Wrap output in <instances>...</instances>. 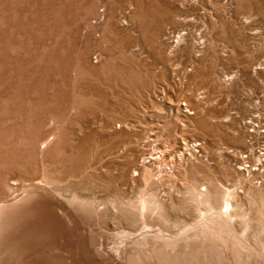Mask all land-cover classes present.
Here are the masks:
<instances>
[{
	"label": "rangeland",
	"instance_id": "rangeland-1",
	"mask_svg": "<svg viewBox=\"0 0 264 264\" xmlns=\"http://www.w3.org/2000/svg\"><path fill=\"white\" fill-rule=\"evenodd\" d=\"M208 1H199L198 7L201 6L199 7L201 14L196 20L195 30L192 28L184 32V29L180 28L182 34L185 33L183 36L188 37L185 42L177 43L175 38L177 33H173L176 30L175 25H164L166 33L170 32L172 36L175 34L176 40L173 44L176 48L170 54L171 60L163 69L162 65L157 68L151 66L154 61L152 37L146 34L147 24L139 21L135 15L138 4L157 7L160 14L162 0H148V2L147 0H0V201L12 204L15 199L22 198L25 193L35 192V186L41 184L50 189L53 188L52 190L59 188L64 196L76 192L82 197L94 196L104 203L111 198L114 200L116 198L118 201L117 194H113V190L103 185L104 180L99 177L98 170H93L96 171L95 173L93 171L90 174L85 173V170H89L90 164L94 165L107 160L105 151L112 140L102 139L101 135L86 139L87 133L79 129L85 121L74 117L84 111L87 113L103 109L116 111L118 123H116L118 125L116 133L119 132V135H116V151L118 149L120 156L118 160H121L117 164L119 166L117 170L125 168L126 161L124 162L123 155L127 154L130 159L140 158V164L144 156L148 160L153 156L159 159L154 166L158 167L154 170V173H157L156 176L160 175L159 170H163L164 179L168 176L169 179L170 176L172 177L170 180L165 179L166 181L163 179L164 182L156 178L160 184L151 185L150 191L141 188L142 184L139 182L124 191L126 199L132 197L131 199L137 200L141 198L144 190L158 194L163 187L166 193L168 192L167 196L161 195L163 194L161 191L158 196L161 199L168 197L162 200L166 201L167 205L165 214L168 211L167 218L172 216L170 219H175L173 221L169 219L174 227L167 220L171 229L169 225L165 226L167 222H160L167 233L173 229L177 232L183 224L190 226L193 224L191 222H195L196 211H194L195 207L191 206L195 202H191V198L196 196L197 191L193 192V190L195 191L202 184H207L206 181L214 178L215 181L212 180L214 182L208 181V186H210L209 182L211 184L219 182L216 184L219 187L222 184L234 188L240 176L233 167L232 153L234 151L231 152V150H246L245 136L250 138L249 131L245 133V136L241 131V120L249 117L254 111L256 113V110L259 111L260 108L264 110V16H256L258 19L254 16V22H251L253 20L251 19L250 23L246 24L243 22L245 14L235 10L237 5L232 0H210L211 4ZM181 2L185 3L183 0ZM187 6L190 7L191 4ZM216 14L218 16L222 14V17ZM206 28L210 31L208 32ZM254 28L262 29H259L261 31L259 33V30ZM208 33L211 34L209 36L212 39ZM206 38L208 40L210 38L211 42ZM176 44L181 48L186 45L187 50L182 49V51ZM97 55L101 58L96 59ZM183 55L184 58H182ZM173 59L176 60H174L175 65ZM259 64H263L262 70L258 69ZM198 69L203 73L200 71L196 73ZM163 71L167 74L166 77L162 75ZM150 73L153 76L152 81L149 77ZM168 85L174 89L173 93L171 88L168 91ZM161 88L167 90L166 101L162 103L156 98ZM189 110L191 112H187ZM66 114L68 116L65 120L60 118L62 122L59 130H54L53 123L58 120V116ZM125 122L131 124H127L129 128L134 127L120 128L119 124ZM51 133L55 135V140L44 148L45 145L42 144ZM235 133L238 135L235 136ZM184 139L206 140L209 146L208 151L206 150L208 154L204 153L210 162L207 164L200 162L199 165L192 163L186 168L178 166L180 169L177 167L176 172L169 169V164H172V161L174 163V160L171 161L169 155L161 159L160 152L161 150L165 152L169 150L172 152L171 149L180 150ZM170 151L168 153H171ZM99 158L102 159L99 161ZM86 175H93V177ZM90 178L92 180H88ZM84 186H87L89 190L83 189ZM158 186L159 189H155ZM23 188L30 189L24 193ZM242 188L245 191L247 189L244 186ZM45 190L47 188L43 191ZM189 191L193 193H191L193 197ZM169 193L170 195L176 193L178 197H182L179 198L180 201L175 200L180 202L179 204L172 203L175 207L179 205L178 208L175 209L168 201ZM183 201L189 204L185 205ZM247 202L244 208H250ZM188 205L191 208L187 210H193L186 211L185 207H190ZM169 206H172L171 211ZM112 224L113 222L103 224L106 228L102 229L98 227L101 244H104L99 247L91 245L89 226L83 228L85 249L89 255H95L94 264H127L124 256H127V252L130 254L134 251L130 248L125 249L126 255L123 252L122 257L116 254L112 246L120 237L118 234L122 229L119 227L117 229L115 223ZM155 224L160 226L159 221ZM175 225L177 228L180 227L177 229ZM236 226V230L241 228ZM241 229L238 235H243ZM258 238L263 240L264 235ZM100 247H104L101 252L108 249L106 251L108 258L105 251V254L102 252L104 258L100 257L97 251ZM137 249L135 248V251ZM91 250L93 253H90ZM147 250V254L151 257L152 249ZM111 251H114V254Z\"/></svg>",
	"mask_w": 264,
	"mask_h": 264
},
{
	"label": "bare ground",
	"instance_id": "bare-ground-1",
	"mask_svg": "<svg viewBox=\"0 0 264 264\" xmlns=\"http://www.w3.org/2000/svg\"><path fill=\"white\" fill-rule=\"evenodd\" d=\"M152 1H154V0H152ZM183 1L185 3H182L181 0L180 1H178V0H162V2H161L162 7L160 9V14L158 12V9H156L157 7H155V8L154 7L153 8L147 7L146 5H143V4H138L137 5L138 7H136L137 8L136 12H135L136 18H138V20L141 21L142 23L145 22L144 23L145 25L147 24L146 29H145L146 34L148 36L150 35L152 37L151 40L153 41L152 43L154 44V51H153L154 61L151 63V66L153 68L154 67L157 68V67H160V65H162V68L165 69V66L171 60L170 57H172V56L170 54H172V52L174 51V48H176L175 45L173 44L174 40H176L175 38H177L176 41L178 44L181 42H185L187 40L188 37L185 38L183 36L185 33L182 34L180 28L181 29L183 28L184 32H185V30L187 31V30L192 29V28L194 29L197 26L196 20L200 18V14H201L199 12V7L201 8V6L198 7L200 0H187V1L183 0ZM202 1L204 2V0H202ZM147 2H148V0H147ZM186 2H189L191 4V6L186 7V5L189 4V3L186 4ZM232 2H235V4L237 5L235 10H240L242 12V14H245L243 22L246 24L250 23L251 19H253L251 22H254L255 19H258V18H256V16H258V17L261 15L264 16V0H232ZM232 2H231V4H232ZM131 4H130V6H131ZM210 4H208V5H210ZM226 4H227V2H226ZM210 6H212V5H210ZM202 7H204V5ZM215 8H213V9L216 11L217 8L216 9ZM218 8H219V6H218ZM229 8H230V6H229ZM205 9H207V8L205 7ZM221 9H223V8H221ZM211 10H212V8H211ZM128 11H130V10H128ZM217 14H219V13L217 12ZM217 14H216V16H218ZM123 15L124 14H122V17H123ZM223 15H224V13H223ZM254 16H255V19L253 18ZM218 17H222V14L219 15ZM227 17L229 18L230 16H227ZM123 18H122V20H123L122 22L124 23ZM131 18H132V16H131ZM126 20H128V19H126ZM201 20L202 19H200V21ZM219 20H221V19H219ZM227 20H230V19H227ZM227 20H226V22H227ZM132 22H133V20H132ZM136 23H138V22H136ZM255 23H254V25H256ZM130 24L131 23H129V25ZM170 24H171V26L175 25V27H176V30L173 32L175 34L177 33L175 38H174L175 34H174V36H172V33H170V32L166 33L164 31V25L170 26ZM198 24H200V23H198ZM92 25H93V23H92ZM243 25H245V24H243ZM258 25H259V23H258ZM127 27H129V26L127 25ZM136 27H137V25H136ZM211 27H213V26H211ZM203 28H205V26H203ZM142 29H144V28H142ZM206 29L208 32L210 31V30H208V28H206ZM257 29H255V30H257ZM259 29H262V28H259ZM203 31H202V33H203ZM220 31H221V29H220ZM192 32L193 31L191 30V33ZM197 32H200V31H197ZM222 32H223V30H222ZM260 32L261 31L259 30V33ZM139 33L140 32H138V34ZM143 33H141V34L143 35ZM189 33H190V31H189ZM210 33H208V36L211 35ZM138 34H137V36H138ZM203 36H205V35H203ZM209 37L211 38V36H209ZM172 38H173V40H172ZM199 38H200V36H199ZM210 38H209V40H210ZM206 39L208 40V38H206ZM149 41H148V43H149ZM200 42H202V40ZM209 42H211V40ZM178 44H176V45H178ZM208 44H207V46L211 45V44H209V45ZM140 46H142V45L140 44ZM151 46H153V45H151ZM148 47H150V46H148ZM178 47H180L181 50L182 49L187 50L186 45L184 48H181V46H179V45H178ZM202 47H204V46L202 45ZM217 47H218V44H217ZM139 48H138V50H139ZM145 48H146V46H145ZM145 48H144V50H145ZM193 48L195 49L194 46H193ZM223 48H225V47H223ZM200 49H202V48H200ZM193 53H192V55H193ZM200 53H202V52L200 51ZM200 55H202V54H200ZM146 56H148V55H146ZM198 56H197V58H198ZM215 56H214V58H215ZM151 57H152V55H151ZM153 57L151 59H153ZM176 57L178 58L179 56H176ZM199 57L201 58V56H199ZM100 58L101 57H99V55H97L96 59H100ZM182 58H184V55ZM193 59H191V60H193ZM208 59L210 60L211 58H208ZM222 59H224V58H222ZM174 60L175 59H173V62L175 65L176 60L175 61ZM99 61L100 60H98V62ZM148 61L150 62L149 59H148ZM177 62H179V61H177ZM207 62H208V60H207ZM218 62H220V60ZM194 63H195V61H194ZM210 63H212V61ZM180 64H181V62H180ZM263 64L257 65L258 69L262 70ZM174 65H173V67H174ZM189 65H191V64L189 63ZM180 66H182V65H180ZM169 69H171V68H169ZM182 69H184V68H182ZM154 70L155 69H153V71ZM158 71L159 70H157V72ZM160 71H162V70H160ZM198 71H200V70L198 69L196 73H198ZM157 72H155V73H157ZM148 73H149V71H148ZM171 73H173V72L171 71ZM201 73H203V71ZM149 75H150L149 77L151 79V77H153V76H151V73ZM162 75H164L165 77L167 76V74L165 72H164V74L162 73ZM209 76H210V74H209ZM157 77H158V74H157ZM157 77H156V79H157ZM162 78H163V76H162ZM175 78H176V76H175ZM150 79L149 80L147 79V80L150 81ZM156 79H154V81ZM159 80H160V78H159ZM172 80H169V81H172ZM151 81H152V79H151ZM167 84H169V83H167ZM113 85H114V83H113ZM173 85H175V84H173ZM169 86L170 85L167 86L168 91L171 88ZM173 90L174 89L171 88L172 93H173ZM166 91L167 90H165V88H161V92H159V90H158L159 95L158 96L156 95L157 96L156 98H158V100L161 101L160 103L166 101V97H167ZM159 101H157V102H159ZM84 112H81L79 115L74 116V117L75 118L79 117V118L83 119V121H85L80 125V128H79L82 132L87 133L85 138L86 139H92L93 137H98L101 135L102 139H107L108 141L112 140L109 143L110 145L108 146L107 151H105V152H107V154H106L108 157V158L106 157L107 160L104 159L105 161L99 162V163L97 162V164H94L95 163V161H94V163H93L94 165H91L89 163L90 164L89 170H87V171L85 170V173L87 172L88 174H90L91 171H93V170L97 171L98 170L97 172H98V174H100L99 177L104 180L103 185L109 187L111 189V191L113 190V194L114 193H115V195L117 194V198H118L117 200L118 201H116V198H115V200L113 198H111L104 203V202L98 200L94 196H89V197L83 196L82 197V196H79V194H77L76 192L72 193L71 191H70V193H72L71 195H69V196L65 195L64 196L63 192L59 188L52 190L53 188L50 189L48 187H45L43 184L35 186V188H36L35 192H31V193L27 192V194H26L25 192L30 188L24 189L25 188L24 187L23 189H24L25 195L24 196L22 195L23 197L22 198L20 197V199L17 198L18 200L15 199V201L12 204H10V203L8 204V203H4V202L0 201V264H94V260H95L94 258H96L95 255L94 254H93L94 256L89 255L88 254L89 252H87L85 249L86 248L85 243H84L85 241H84V238L82 236V232H85V231H83V228L85 226H87V228H88V226H89V228L91 230V231H89L90 232L89 234H90L91 245L93 244V245L98 246V247L100 245L104 246V244H101V239H100L98 227L100 229H102L103 227L106 228L104 225L107 224L108 222H109V224L113 222V224L115 223V225L117 226V229H119V228L122 229V231L120 233L117 232V234L119 233L118 235L120 237L117 238L116 242L114 241V244L111 242V244H113L112 247L116 251V254L119 257L120 256L122 257V254H123L125 249H127V250H129V248H130V250L134 249L133 252H131V253L129 252L130 254H128V252H127V256H124V259L126 260L125 263H127V264H264V238H263V240H260L258 238V237L264 235V190H263L264 189V180H262V176L264 174L261 173V171L262 172L264 171V161L260 158H257L258 154L256 153L257 148H260V150H264V127L254 125V130L250 131L248 127L241 126V131H243L244 136H245V133L247 131H249L250 137L252 138L251 141H254V142L252 145H250L248 143L249 137L245 136V140H246V148L245 149L246 150H244V149H243L244 151L243 150H235V149L231 150V152L234 151L232 153L234 156V158L232 159V161H233L232 164L240 176V177L239 176H237V177H239L240 179L237 178V181H236L237 183L235 182V184L233 186L234 188H230V187H227V186L222 185V184H221V187H219L218 185H216L217 183L219 184V182H217V181H216L217 182L216 184H214V183L211 184L209 182L210 186H208V181L209 180L212 181L214 178L212 180L209 179L208 181H206L207 179L206 180L204 179L206 181L205 183H207V184H202L200 187L197 186V187H199L198 188L199 190L196 187H194V188H196L194 191L192 188L193 192L197 191L196 194L194 193L196 196H194V198H191V196H189V197L192 199V200L190 199L191 202H195V204L190 203V201L188 199H187V201L190 204H192L191 206L195 207L194 211H196L195 212L196 218L194 219L192 217L195 222H191L192 221L191 220L190 222L193 224H191L190 226H189V224H188V226H184L186 224H183L182 227L179 226L180 229L177 230V232H176V231H173V230H175V229H173V227H174L172 225L173 223L171 224V222L175 219H173V220L170 219V218H172V216H170V218H167L169 216V215H167L168 211L165 214V211L167 209L166 208L167 205L165 204L166 201H162V200L168 198V197H166L168 192L166 193V190L163 187L159 191L157 190L159 193H160V191L163 192V194H161V195H166V196H163L166 198H162V199H161V197H159L160 194L158 192L157 193L159 194V196H158V194H155L156 192H154V191H153L154 193H150V192L148 193V192H145V190H144V193L142 192L143 194L141 195V198L137 199V200L131 199L132 197L130 199L127 197L128 199H126V196L124 195L125 194L124 191L127 190L132 185L134 186V184L136 182L141 183L142 185L141 184H139V185H141V188H144V189H149L150 186L153 184L159 185L160 183L157 182V180H161V182H164V181H162L164 179V175H165L164 174L165 172L163 170H159L160 175L158 177L156 176L157 173L156 174L154 173L155 168H158V167H154L158 163V161H157L158 158L152 156V157H149V160H148V158L144 156L143 161L140 164V162H141L140 158L137 159L135 157L133 159H130L129 157H127V154H126V156L123 155L124 162L126 161L125 168L123 167L124 170H122L123 168H121V170L120 169L117 170V166H118L117 164L121 160H118L120 157L118 155V153H119L118 149L116 151V146H117L116 145V135H119V132L116 133V131H117L116 128L118 127V125H117L118 123L116 122V111H106L103 109V110H98V111L96 110V111L87 112V113H84ZM187 112H191V110H189ZM256 112H257V110H256ZM253 113H255V111ZM66 116H68V114H66L65 116L64 115L58 116V118H57L58 120H56L53 123L54 130H57L59 128L60 123L62 122L60 120V118L65 120ZM261 122L264 123V118L261 120ZM127 124L131 125V124L125 122L123 124L120 123L119 127L120 128L126 127L128 129L129 126ZM132 127H134V126H130L129 129H131ZM204 128H205V126H204ZM123 132H125V131H123ZM236 135H238V134L235 133V136ZM155 136H156V134H155ZM54 138H55V135L53 133L49 134L47 136V138H45V140L42 144V145H45L44 148H46L48 145H50L52 143V141L55 140ZM114 139H115V141H113ZM198 146H199L201 152L207 153V151H208L207 149L209 146H208V143L206 140H204V139H191L188 141V140L184 139L182 147L180 148V150L171 149V150H173L172 152L169 150L171 153H168L169 151L165 152L164 150H161V152H160V155L162 156L161 159H164L166 155L167 156L169 155L170 160L171 161L174 160V163L172 161V164L171 163L169 164V169H171V170L173 169L174 171H175V169L177 170L178 166H180V168H184V167L186 168L188 165H190L192 163H194V164L197 163L198 165L200 162L202 164L203 163L204 164L209 163L210 159L208 158V156H206L205 153H204V156L201 158L194 151H192ZM248 150L251 153V156L249 158V162L251 163L250 168L246 169L245 172H242V171H240V170H242L240 168L242 165H244L245 167L246 166L249 167V163L247 162V159H245L244 155H243ZM162 151H163V153H162ZM187 152L190 153L189 156H188ZM126 153H127V151H126ZM228 153H230V152H228ZM101 155L103 156V154H101ZM142 155H145V154L142 153ZM177 158H179V159H177ZM100 159H102V158H99V161H100ZM176 159H177V164H176ZM154 160H156L157 162ZM170 160H168V161H170ZM163 161H165V160H163ZM150 163H152V164H150ZM163 165H164V163H163ZM81 166H83V165H81ZM162 167H160V168H162ZM180 168L178 167V169H180ZM75 169H77V167ZM163 169H164V167H163ZM164 170L166 171V169H164ZM172 174H174V173H172ZM86 176L87 177L91 176V178L93 177V175H86ZM166 177H167V175H166ZM168 177L165 179H169ZM91 178L88 180H92ZM100 178H99V180H100ZM137 178H139V179H137ZM156 178H157V180H156ZM171 178L172 177L170 176V179ZM208 178H211V177L208 176ZM263 178H264V176H263ZM93 179H97V178H93ZM234 180H236V179H234ZM214 181H215V179H214ZM214 181H212V182H214ZM100 182H101V180H100ZM89 183H90V181H89ZM103 185H101V186H103ZM90 186H91V183H90ZM222 186H223V189H222ZM242 186L247 188L246 191L244 190V188H242ZM69 187L70 186H68V188ZM44 188H47V190L43 191ZM84 188H86V190L87 189L89 190V188H87V186H84L83 189ZM91 188H93V187H91ZM156 188L159 189V186L155 187V189ZM174 188H172V189H174ZM141 191H143V189ZM149 191H150V189H149ZM191 193L192 192H190V195L193 194V193L192 194ZM168 195L170 196L168 201L171 202V205H172V203L175 202V200L180 201L179 198H182V197H178L176 193H175V195H170V193ZM123 196H125V198H123ZM192 197H193V195H192ZM181 201H182V199H181ZM246 202L249 203L248 205L250 206V208L247 207V208H249L248 210H246L247 208H244ZM176 203L179 204L180 202L177 201V202H175V204ZM189 203L186 202V204H189ZM105 204H106V206H104ZM175 204H173V205H175ZM184 204H185V202H184ZM176 206L177 207H175V206H173V207H175V209H176V208H178L179 205H176ZM188 206H190V205H188ZM191 206L190 207L186 206L187 208L185 206H183V207H185L186 211L189 212V211L193 210V209L187 210L188 208H191ZM171 207L169 206V209ZM171 209H170V211H171ZM181 209L184 210L183 208H181ZM184 214H185V212H184ZM169 219L172 221L170 222ZM167 220L170 222V225L173 226L172 227L173 230L171 232L169 231L170 233H167L166 232L167 230L165 229V227L161 226V224H160V222H163V223L167 222L168 223ZM176 220L178 221V219H176ZM157 221H159L160 226H157L156 225L157 223L155 224V222H157ZM239 221H240V223H239ZM174 222H176V221H174ZM167 223H165V226L169 225V223L168 224ZM236 224H240L237 226L242 228V229L241 228L240 229L243 230V235L237 234L240 232L239 231L240 229H238V230L235 229ZM180 225H181V223H180ZM175 226H176L175 228H177V225H175ZM170 229H171V226H170ZM245 233H246V235H245ZM90 242H89V244H90ZM135 248H138L137 251H135ZM148 248L152 249L153 254L151 253L152 254L151 257L147 254ZM92 249L94 250V248H92ZM102 249H104V247H102V248L100 247L97 250V251H99V255H101L100 257L104 256V255H102V252L104 253L105 250L101 252ZM107 250L108 249L106 248V251ZM106 251H105V253L107 254L108 252H106ZM90 253H93L92 250ZM125 253L126 252H124V254ZM231 254H233V255H231ZM108 257L109 256L107 254V258ZM102 258H104V257H102ZM121 260H123V259H121ZM100 261H101V259H100Z\"/></svg>",
	"mask_w": 264,
	"mask_h": 264
},
{
	"label": "built area",
	"instance_id": "built-area-1",
	"mask_svg": "<svg viewBox=\"0 0 264 264\" xmlns=\"http://www.w3.org/2000/svg\"><path fill=\"white\" fill-rule=\"evenodd\" d=\"M264 118V110H261V109H259V111H257L256 113H253L252 115H250L249 117H247V118H244V119H242L241 120V126H246V127H248L249 128V130L251 131V130H254V125H256V126H262V127H264V123H262L261 122V120ZM252 140V138L250 137L249 139H248V143L250 144V145H252L253 144V142L254 141H251ZM192 151H194L199 157H203L204 156V153L203 152H201L200 151V148H199V146L198 147H196L194 150H192ZM188 153V156H189V152H187ZM256 153L258 154V156H257V158H260V159H262L263 161H264V150H260V148H257L256 149ZM244 158L245 159H247V162L249 163V167L248 166H244V165H242L240 168L242 169V170H240V171H242V172H245V170L246 169H248V168H250V162H249V158H250V156H251V153H250V151L248 150L247 152H245L244 154ZM241 156V155H240ZM261 173H263L264 174V171L262 172L261 171ZM264 176V175H263ZM263 176H262V180H264V178H263Z\"/></svg>",
	"mask_w": 264,
	"mask_h": 264
}]
</instances>
